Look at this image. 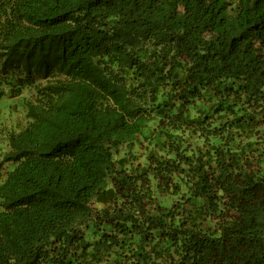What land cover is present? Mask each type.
Segmentation results:
<instances>
[{"label": "trees", "instance_id": "trees-1", "mask_svg": "<svg viewBox=\"0 0 264 264\" xmlns=\"http://www.w3.org/2000/svg\"><path fill=\"white\" fill-rule=\"evenodd\" d=\"M6 92L0 264H264V0H0Z\"/></svg>", "mask_w": 264, "mask_h": 264}, {"label": "rangeland", "instance_id": "rangeland-1", "mask_svg": "<svg viewBox=\"0 0 264 264\" xmlns=\"http://www.w3.org/2000/svg\"><path fill=\"white\" fill-rule=\"evenodd\" d=\"M7 95L8 94L6 92V94L0 98V159L9 150L7 142L8 134L6 131L14 126L22 128L27 122L24 111L22 108L17 107L19 106V98L12 100ZM12 104L15 105V108L12 107ZM10 167V164L3 166V168L0 170L1 179L3 178L2 173L5 174L6 171L10 169Z\"/></svg>", "mask_w": 264, "mask_h": 264}]
</instances>
